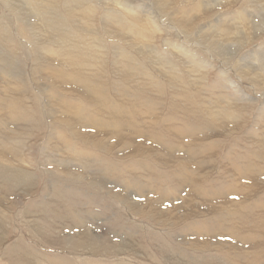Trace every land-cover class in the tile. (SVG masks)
I'll return each instance as SVG.
<instances>
[{
  "label": "rangeland",
  "instance_id": "374dc122",
  "mask_svg": "<svg viewBox=\"0 0 264 264\" xmlns=\"http://www.w3.org/2000/svg\"><path fill=\"white\" fill-rule=\"evenodd\" d=\"M0 264H264V4L0 0Z\"/></svg>",
  "mask_w": 264,
  "mask_h": 264
},
{
  "label": "bare ground",
  "instance_id": "6f19581e",
  "mask_svg": "<svg viewBox=\"0 0 264 264\" xmlns=\"http://www.w3.org/2000/svg\"><path fill=\"white\" fill-rule=\"evenodd\" d=\"M258 2H260L261 4H264V0H257ZM145 15V14H144ZM80 238V237H79Z\"/></svg>",
  "mask_w": 264,
  "mask_h": 264
}]
</instances>
